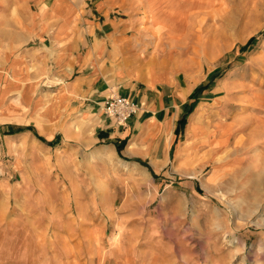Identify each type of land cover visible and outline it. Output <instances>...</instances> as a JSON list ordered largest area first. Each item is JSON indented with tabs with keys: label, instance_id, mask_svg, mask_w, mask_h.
<instances>
[{
	"label": "rangeland",
	"instance_id": "374dc122",
	"mask_svg": "<svg viewBox=\"0 0 264 264\" xmlns=\"http://www.w3.org/2000/svg\"><path fill=\"white\" fill-rule=\"evenodd\" d=\"M152 4L129 13L120 0L106 19L125 40L141 29L148 57L194 99L190 124L187 114L177 123L188 141L172 147L162 170L123 163L104 148L92 158L86 122L76 139L55 145L47 128L31 129L33 113L51 102L36 100L32 108L14 66L0 68V264H264V124H252L255 111L243 106L264 93V0H159L157 16ZM177 4L181 15L168 24ZM158 17L160 40L144 31ZM224 104L225 125H243L228 128L225 147L238 127V136L253 142L239 153V170L224 167L212 177L215 145L225 141L214 132ZM190 167L196 176H188Z\"/></svg>",
	"mask_w": 264,
	"mask_h": 264
},
{
	"label": "crops",
	"instance_id": "0c3cea01",
	"mask_svg": "<svg viewBox=\"0 0 264 264\" xmlns=\"http://www.w3.org/2000/svg\"><path fill=\"white\" fill-rule=\"evenodd\" d=\"M118 1L0 0V68L14 66L17 88L27 90L32 108L36 100L51 102L33 113L34 127L28 125L36 130L47 128L51 143L76 139L74 131L86 122L93 126L90 141L86 138L89 144L110 151L123 163L139 167L146 163L162 170L170 163L172 147L182 146L188 138L178 136V120L185 112L190 124L198 105L192 112L194 99L175 86L174 77L156 59L145 65L151 56L145 53L148 39L140 36L141 29L137 37L125 40L111 28L106 12ZM125 1L132 9L127 8L129 13L159 2ZM44 79L48 85L41 88ZM12 93L16 92L8 96ZM112 94L123 95L140 107L123 125L103 112L102 105ZM67 126L71 137L64 133Z\"/></svg>",
	"mask_w": 264,
	"mask_h": 264
},
{
	"label": "bare ground",
	"instance_id": "6f19581e",
	"mask_svg": "<svg viewBox=\"0 0 264 264\" xmlns=\"http://www.w3.org/2000/svg\"><path fill=\"white\" fill-rule=\"evenodd\" d=\"M156 5L157 4H155V3H153L150 7H149V9H151L150 11L153 13V15H156L157 16V14H158V11L156 10ZM164 5V4H163ZM179 4H177V6H178ZM165 6V5H164ZM163 6V7H164ZM181 6H178V7H175V9L176 10H173V12H175V13H171V15L170 16H166L165 17V20H166V22L168 21V19H172L171 21H170V23H168V24H174V23H171L174 19H176V17L178 16V15H181L180 13L177 15L176 13H178V12H180V10H179V8H180ZM182 8V7H181ZM191 8H192V6H191ZM198 9V8H197ZM161 10V9H160ZM189 13V12H188ZM174 14V15H173ZM149 15H150V13H149ZM200 15V14H199ZM195 16V15H194ZM198 16V15H197ZM168 18V19H167ZM160 22H161V20H160V18L158 17V18H155L153 21H152V23H151V27L148 29V28H145L144 29V31H149V34H148V36H151L152 38H157V39H161V38H163L162 37V35L159 33V32H161L162 30H160L159 29V25H160ZM163 29V28H162ZM165 31V30H164ZM169 31V32H168ZM168 33H172V30H170V29H168ZM145 37V36H144ZM171 40V39H170ZM168 42V41H167ZM155 45V44H154ZM169 46V45H168ZM162 51V50H161ZM153 52V51H152ZM154 52H157V48H155V51ZM155 54V53H154ZM153 59H154V57H152V58H150L149 60H147V64H151L152 62H153ZM155 60V59H154ZM226 86V85H225ZM224 86V87H225ZM244 101V100H243ZM242 101V102H243ZM247 103L246 104H243V106H244V108L246 107V108H251L253 111H255L254 112V114L252 115V114H250V113H252V112H249V114L251 115V119H252V121L253 122H251L252 124H256V126L257 125H263L264 124V93H259V94H257L256 95V97L253 99V101H251V100H249V101H246ZM220 107V109H219V111L216 113V119H217V123H216V129H215V133H217V135L219 136V137H221V138H223L224 140H225V138L226 137H228V135H227V132L229 131V129L228 128H230L231 126H234L235 128H236V126H240V128H242L243 127V125L242 124H237V123H234V124H228L227 126L225 125V120H226V118H225V116L227 115V106L224 104V105H219ZM240 112V109L239 110H237V111H235V115H237L238 113ZM234 115V116H235ZM16 118V117H15ZM20 119V118H19ZM197 118L196 117H193V119H192V121H191V125H190V129H191V132L189 133V134H191L192 133V131H193V129H195L196 128V125H197ZM236 120V119H235ZM190 129H189V131H190ZM226 129V131L223 133L222 132V130H225ZM238 129H239V127H238ZM236 130L233 134V136L235 137L234 139V141H233V144H231V146H226L225 147V144L228 142V140H225L224 141V143H222V144H217V145H219V146H217V145H215V147H216V150H218V153L217 154H215V156H214V159H213V161H214V163H215V166L217 167L216 169H214L213 171H212V177H217V175H215V174H217V173H219L221 170H222V168H224V167H232V171H237V170H239V168H238V166L241 164V162L243 161V158L239 155V153L240 152H242V150H246V149H249L251 146H250V144H252V142H253V138H251V141H246V140H243L240 136H238V134H239V132L241 131V130ZM246 129V128H245ZM232 131H233V129H232ZM244 132V131H243ZM261 132H258V129L255 131V132H253V133H251V137H254V138H258V137H256V134H260ZM212 135V134H211ZM215 135V134H214ZM246 135V134H245ZM236 136H238V137H236ZM246 139H247V137H246ZM187 141H188V138H187ZM208 144V143H207ZM225 147V148H224ZM218 148V149H217ZM254 148V147H253ZM226 149H228V150H226ZM225 150V152H223ZM254 151V150H253ZM216 152V151H215ZM214 152V153H215ZM100 153V149L99 148H96L93 152H92V154H91V157L92 158H94V157H96V156H98V154ZM252 156H255V155H252ZM99 157V156H98ZM183 159L181 160L182 162H183V164H187L188 162H189V158H190V155L189 154H185V155H183V157H182ZM257 158V157H256ZM255 158V159H256ZM180 161V162H181ZM188 161V162H187ZM263 161V160H262ZM252 162H253V160H252ZM251 162V163H252ZM251 163H250V165H251ZM264 163V162H263ZM254 164V163H253ZM256 164V163H255ZM261 165H263V164H261ZM256 166H257V164H256ZM255 166V167H256ZM255 167H253L252 169H255ZM260 167H262V166H260ZM193 168V167H192ZM191 167L188 169V172H187V174H188V176L189 177H194V176H196V172H195V170L194 169H192ZM259 168V167H258ZM247 169H249V168H247ZM220 180V179H219ZM222 181V180H221ZM220 182V181H219ZM216 183V182H215ZM214 183V184H215ZM216 184H218V183H216ZM220 184V183H219ZM231 189V188H230ZM230 193H231V190L229 191ZM222 194V193H221ZM240 201H241V199H239ZM239 200H237V201H239ZM242 202V201H241ZM237 207V206H236ZM236 207H234V209L236 208ZM237 209V208H236ZM236 211V210H235Z\"/></svg>",
	"mask_w": 264,
	"mask_h": 264
},
{
	"label": "built area",
	"instance_id": "2783aa9c",
	"mask_svg": "<svg viewBox=\"0 0 264 264\" xmlns=\"http://www.w3.org/2000/svg\"><path fill=\"white\" fill-rule=\"evenodd\" d=\"M102 109L116 123L125 124L131 115L139 112L140 107L133 100L127 99L123 95L112 94L105 99Z\"/></svg>",
	"mask_w": 264,
	"mask_h": 264
},
{
	"label": "trees",
	"instance_id": "16d2710c",
	"mask_svg": "<svg viewBox=\"0 0 264 264\" xmlns=\"http://www.w3.org/2000/svg\"><path fill=\"white\" fill-rule=\"evenodd\" d=\"M253 41V37H251V39L248 41L249 42V44L251 43ZM248 44V43H247ZM186 114H188V113H185L180 119H179V121H178V125L179 126H183L184 124H185V116H186Z\"/></svg>",
	"mask_w": 264,
	"mask_h": 264
}]
</instances>
